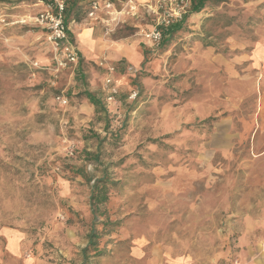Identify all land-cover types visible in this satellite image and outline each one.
Wrapping results in <instances>:
<instances>
[{
	"label": "rangeland",
	"instance_id": "1",
	"mask_svg": "<svg viewBox=\"0 0 264 264\" xmlns=\"http://www.w3.org/2000/svg\"><path fill=\"white\" fill-rule=\"evenodd\" d=\"M71 1L68 32L92 27L94 46L69 32L61 68L33 20L50 0H0V264L264 254V0H187L159 44L143 38L170 11L155 0L114 21Z\"/></svg>",
	"mask_w": 264,
	"mask_h": 264
},
{
	"label": "built area",
	"instance_id": "2",
	"mask_svg": "<svg viewBox=\"0 0 264 264\" xmlns=\"http://www.w3.org/2000/svg\"><path fill=\"white\" fill-rule=\"evenodd\" d=\"M114 1L88 0L87 17L90 20H97L98 16L104 13L114 21L116 15H136L140 9L156 13L152 7L153 5L139 4L136 0H121L122 9L116 11ZM155 2L158 8L168 7L170 11L168 14L163 15V18L158 19V23L154 28L143 33V38L153 44H159L162 40L160 26L169 27L175 19L181 18L180 15L186 13L187 0H155ZM65 12L66 0H50V3L43 5V9L33 18L34 23L46 32V40L52 49L55 62L61 68L76 65L78 62V52L68 36ZM107 83H110V81L108 80Z\"/></svg>",
	"mask_w": 264,
	"mask_h": 264
},
{
	"label": "crops",
	"instance_id": "3",
	"mask_svg": "<svg viewBox=\"0 0 264 264\" xmlns=\"http://www.w3.org/2000/svg\"><path fill=\"white\" fill-rule=\"evenodd\" d=\"M75 1L76 0H72L71 1L72 4H74ZM84 1H86L87 5H88L87 8L89 9L88 0H84ZM137 1L141 2L142 0H137ZM148 1H151V0H144L142 2H148ZM66 7H67V0H66ZM102 18H104V17H102ZM95 24H96V26L101 25L102 19H100L98 22H95ZM69 32H70V34L72 33V35H74V37L77 38L79 48L84 55H87L89 52H91L90 48H92L94 46L93 45L94 42L92 40L94 31H93L92 27L88 28L87 30H83L79 33H78V31L77 32L76 31H70V29H69ZM69 32H68V36H70ZM239 261L244 262L246 264H264V254L263 253L247 252V255L243 254V256L239 257Z\"/></svg>",
	"mask_w": 264,
	"mask_h": 264
},
{
	"label": "trees",
	"instance_id": "4",
	"mask_svg": "<svg viewBox=\"0 0 264 264\" xmlns=\"http://www.w3.org/2000/svg\"><path fill=\"white\" fill-rule=\"evenodd\" d=\"M208 1V0H193L192 4H191V9L190 11L193 13H198L202 10L204 3ZM178 25L174 24L171 25L169 27L166 28V30H164L163 35L166 33V35L172 34L173 32L177 31L178 29ZM86 98L87 100H89V102L94 106V107H98L99 106V101H96L93 97L92 94L90 93H86ZM104 190H102V192H99L97 196L94 195V193L91 195L92 200L97 203V202H102L104 201ZM98 238L97 235L94 234V231H92L91 235L89 236V245L86 249H84V253L88 252L89 247H92L90 249L94 250L93 252H95V248H96V239ZM99 254H102V251L98 252Z\"/></svg>",
	"mask_w": 264,
	"mask_h": 264
}]
</instances>
